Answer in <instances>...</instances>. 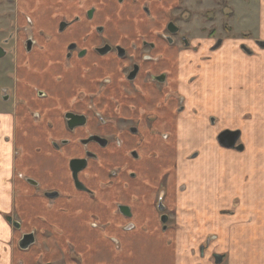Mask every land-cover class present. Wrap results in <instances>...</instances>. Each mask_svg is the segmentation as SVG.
Masks as SVG:
<instances>
[{
    "label": "crops",
    "instance_id": "0c3cea01",
    "mask_svg": "<svg viewBox=\"0 0 264 264\" xmlns=\"http://www.w3.org/2000/svg\"><path fill=\"white\" fill-rule=\"evenodd\" d=\"M142 1L65 0L66 8L76 4L65 17L78 15L82 26L77 30L92 37L94 44L101 37L129 44L137 37L152 39L151 31L167 20L166 0H145L148 14L141 11ZM88 8H93L91 19L85 17ZM96 26L102 27L100 36ZM53 32L50 28L47 33ZM208 68L206 75L213 70ZM124 86L109 87L106 96L98 98L99 107H110L103 111L105 115L132 117V109L141 105ZM192 120L196 119L175 117L172 112L164 116L153 135L157 143L140 149L145 162L139 168H124L130 163L126 153L134 147V137L121 147L106 149L105 153L116 151L120 156L105 157L101 168L89 161L79 176L91 190L89 194L72 186L68 168L69 159L81 155L76 139L86 134V128L72 136L56 115H0V264H212V252L222 255L218 264H264V174L253 168L264 166V161H254L253 155L249 161L245 155L235 156L245 163V171L228 176L212 172L223 165L232 167L226 157L220 161L215 156L213 168L208 165L210 174L205 168L201 174L192 173L189 152L198 151V158L205 148L216 152L223 149L215 140L214 127L202 119L203 129L195 130ZM161 132L169 136H161ZM251 133L252 148L259 137L256 130ZM196 134L201 138L195 140ZM63 138L69 139L68 145L52 147V140ZM112 168H117V175L109 174ZM130 169L136 172L133 177L128 175ZM20 175L35 179L38 186ZM181 183L185 190H179ZM160 185L165 188L170 222L174 223L166 229L154 206ZM255 186L259 190H251ZM43 190H57L59 195L47 199ZM118 205L130 207L131 216L123 214ZM210 214H229L234 219L212 231ZM6 215L16 217L19 227H13ZM201 228L209 230L200 234ZM29 232L36 243L20 249L19 238ZM205 239L209 240L208 247L200 255L198 247ZM144 254L146 257L140 258Z\"/></svg>",
    "mask_w": 264,
    "mask_h": 264
},
{
    "label": "flooded vegetation",
    "instance_id": "af4514ba",
    "mask_svg": "<svg viewBox=\"0 0 264 264\" xmlns=\"http://www.w3.org/2000/svg\"><path fill=\"white\" fill-rule=\"evenodd\" d=\"M115 1L117 4L124 2ZM144 2L140 8L144 12L142 7L146 6L144 13L148 14L150 11ZM178 2L166 9L167 20L163 24L167 25L154 33L152 39L137 37L127 44L125 40L118 43L101 37V41L94 44L92 37L82 36L77 30L78 26H82L78 15L70 19L65 17L67 11L71 13L75 10V3L66 8L65 0H0V115H56L61 118L65 131L72 136H77L78 129L86 128V134L82 137L78 135L76 139L81 146V155L68 161L70 181L75 189L91 194V190L80 180V173L88 168L89 161L101 168L105 157L119 158L116 151L105 153L106 149L121 147L131 142L132 137L134 147L126 153L130 163L124 164V168L143 166L145 160L140 149L157 143L153 135L158 133L162 118L171 112L182 119H196L192 120L195 130L203 129L200 126L202 119L214 127L215 115L208 114L205 118L199 116L201 107L205 108V101L209 102L210 96L200 94L196 82H200L203 76V60L207 59L211 63L212 54L220 48L222 38L215 37L210 45H203L199 40L192 45L183 33L177 15L173 13ZM88 9L89 16H86V9L85 17L91 19L93 8ZM183 19L180 21L187 23ZM96 27L100 36L102 27ZM50 28L54 29L52 34L47 33ZM212 34V31H208L201 38L203 40ZM260 42L258 39L253 40L255 45L264 47ZM239 50L247 55L253 53L244 43L239 44ZM195 56L197 59H194ZM171 73L174 75L172 79ZM119 85H125L123 88L141 101L137 109H132V117H109L103 111L110 107H99L97 104L98 98L106 96L104 94L109 91V87ZM167 125L170 127L172 124L168 121ZM227 129L238 130L234 145H243L241 129L228 127L215 132L218 145L219 133ZM122 134L124 137H121ZM166 134L161 132L160 135ZM68 142L69 139L63 138L52 140L51 145L60 149ZM89 145H93L94 149H89ZM197 155L198 151L193 150L188 157L193 159ZM74 168L78 169L73 173ZM127 172L130 177L136 174L132 169ZM109 174L117 175V168L110 169ZM22 176L38 186L35 179ZM179 190H185L183 183L179 185ZM41 192L47 199L59 195L57 190ZM165 195V188L160 185L156 190L154 206L163 229L174 224L170 222V209L166 205ZM118 208L123 214L131 216L130 207L118 205ZM162 216L165 217L164 221L161 220ZM6 218L13 227H19L16 217L6 215ZM26 234L33 238L27 248L36 243L33 233H25L18 240L20 249L19 242ZM208 243V239L200 243V255L204 254ZM213 254L218 253L212 252L210 256L215 264Z\"/></svg>",
    "mask_w": 264,
    "mask_h": 264
},
{
    "label": "rangeland",
    "instance_id": "374dc122",
    "mask_svg": "<svg viewBox=\"0 0 264 264\" xmlns=\"http://www.w3.org/2000/svg\"><path fill=\"white\" fill-rule=\"evenodd\" d=\"M166 2V9L176 5V0H166ZM176 7L173 13L177 15L176 18L181 24L183 33L188 36L192 45H195L197 40L202 41L203 45H210L215 37L222 38L220 48L212 54L211 63L207 59L203 60V69H201L203 76L200 82H196L199 93L210 96V101H205V108L200 106L199 116L205 118L208 114L215 115L216 131L223 127L241 129V140L245 146L243 154L241 151L225 148H221L219 152L205 148L198 158L190 160L192 163L189 167L194 174H201L204 168L206 173H209L208 165L212 169L213 163L217 162L214 161L215 156L223 159L226 157V161L232 162L230 165L232 167L223 165L212 172L228 176L239 174L245 171V168L242 170V164L245 163L237 161L238 157L245 155L246 159H251L253 155L254 161H264V47L253 43L254 39L264 41V0H179ZM142 8L146 12V6ZM88 11L89 9L86 10L87 17ZM180 19L186 20L187 23L181 22ZM166 25V23L161 24L156 31L151 32L157 33ZM56 29L59 30L57 27ZM95 31L98 32V27H95ZM208 31L213 32L212 36L202 40ZM120 42L118 39V43ZM240 43L250 47L253 50L252 55L242 53L239 50ZM194 59H197L196 56ZM210 64L212 68L209 67ZM207 68L213 69L212 73L209 72L206 75ZM173 76L171 73L170 79L174 78ZM253 130H256L255 134L258 135L259 140L257 146L253 145L251 148L249 138ZM205 135L206 133L202 138ZM194 137L195 140L201 138L200 134ZM195 145L199 144L195 143ZM222 158L219 160L223 161ZM256 166L253 168H257L256 171L260 170L259 173L264 174V166L261 164ZM246 172L251 170L247 169ZM262 189L264 190V186ZM251 190L259 189L255 186ZM210 215L212 216L209 224L211 230L234 219V216L229 214ZM214 230L216 229L212 231ZM206 231L201 228L200 234ZM214 247L218 251V247ZM145 257V254L140 255V258ZM210 260L214 264L212 257Z\"/></svg>",
    "mask_w": 264,
    "mask_h": 264
},
{
    "label": "water",
    "instance_id": "95a60500",
    "mask_svg": "<svg viewBox=\"0 0 264 264\" xmlns=\"http://www.w3.org/2000/svg\"><path fill=\"white\" fill-rule=\"evenodd\" d=\"M262 46H264V41L260 42ZM239 134V131L238 130H224L222 132L219 133L217 139H218V142L220 145H222L223 147H226V148H236L237 150H242L243 149V145L240 144V145H237L235 146L234 145V142L237 138ZM76 162H80V161H73V163H76ZM78 168H74L73 169V173L77 170ZM162 221L165 220V217L162 216L161 218ZM33 241V238H32V235L30 234H26L22 237V239L20 240L19 242V246L22 248V249H25L27 248V246L32 243ZM213 257H214V262L215 264H218L220 262V260L222 259V255L220 254H213ZM46 264H51V263H46Z\"/></svg>",
    "mask_w": 264,
    "mask_h": 264
},
{
    "label": "bare ground",
    "instance_id": "6f19581e",
    "mask_svg": "<svg viewBox=\"0 0 264 264\" xmlns=\"http://www.w3.org/2000/svg\"><path fill=\"white\" fill-rule=\"evenodd\" d=\"M236 171H238V170H236Z\"/></svg>",
    "mask_w": 264,
    "mask_h": 264
}]
</instances>
